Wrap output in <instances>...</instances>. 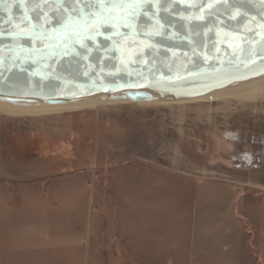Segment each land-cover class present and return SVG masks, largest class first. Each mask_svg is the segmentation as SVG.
Segmentation results:
<instances>
[{"label":"rangeland","instance_id":"rangeland-1","mask_svg":"<svg viewBox=\"0 0 264 264\" xmlns=\"http://www.w3.org/2000/svg\"><path fill=\"white\" fill-rule=\"evenodd\" d=\"M165 101L0 113V264H264V101Z\"/></svg>","mask_w":264,"mask_h":264},{"label":"water","instance_id":"water-1","mask_svg":"<svg viewBox=\"0 0 264 264\" xmlns=\"http://www.w3.org/2000/svg\"><path fill=\"white\" fill-rule=\"evenodd\" d=\"M263 74L264 0H0L8 102L189 99Z\"/></svg>","mask_w":264,"mask_h":264},{"label":"bare ground","instance_id":"bare-ground-1","mask_svg":"<svg viewBox=\"0 0 264 264\" xmlns=\"http://www.w3.org/2000/svg\"><path fill=\"white\" fill-rule=\"evenodd\" d=\"M152 95V99L148 101H142L137 103H164L170 99L171 101L182 100H204V101H216L218 99H238L253 101H264V74L253 77L247 80L234 82L222 88L215 89L204 95L197 96L189 99H181L173 96H160L155 92L149 91ZM110 94H96L91 96H85L75 99L64 100L60 103L49 104L43 100H31L26 101L24 99L17 102H8L0 96V113L9 117H26V116H41L49 114H61L78 112L82 110L99 109L107 104L113 102L131 101L123 98H111ZM114 104V103H113ZM143 104V105H144Z\"/></svg>","mask_w":264,"mask_h":264},{"label":"flooded vegetation","instance_id":"flooded-vegetation-1","mask_svg":"<svg viewBox=\"0 0 264 264\" xmlns=\"http://www.w3.org/2000/svg\"><path fill=\"white\" fill-rule=\"evenodd\" d=\"M224 136V135H223ZM227 140H230L231 143H238L241 144L242 140L239 139L238 135L236 134H232L229 135V137L226 138ZM250 142L252 143V145L254 146V150H239L236 151L235 153L229 154V158L235 162L237 165H241V166H252L255 165L261 155V151H260V139H249Z\"/></svg>","mask_w":264,"mask_h":264},{"label":"crops","instance_id":"crops-1","mask_svg":"<svg viewBox=\"0 0 264 264\" xmlns=\"http://www.w3.org/2000/svg\"><path fill=\"white\" fill-rule=\"evenodd\" d=\"M47 248H49V247H47ZM50 251H51V253L50 254H48L49 252H40V255H45V256H47V254L49 255V257H50V259L52 258V259H54V260H56L58 257H57V254H56V247H53V248H51V249H49ZM41 251V250H40ZM53 260V261H54Z\"/></svg>","mask_w":264,"mask_h":264}]
</instances>
